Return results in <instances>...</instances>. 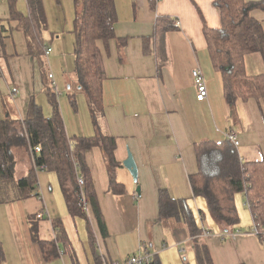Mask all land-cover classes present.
I'll use <instances>...</instances> for the list:
<instances>
[{
  "label": "crops",
  "instance_id": "1",
  "mask_svg": "<svg viewBox=\"0 0 264 264\" xmlns=\"http://www.w3.org/2000/svg\"><path fill=\"white\" fill-rule=\"evenodd\" d=\"M42 1L47 21L42 38L51 46V53L45 57L44 78L36 60L28 55L21 24L7 21L8 6L0 3V25L16 28L5 32L10 35L5 40L8 59H0V120H24L31 96L48 117L45 94L49 87L67 137H93L100 132L115 138V159L120 166L114 171V180L125 192L114 195L109 191L107 165L100 149L86 153L85 162L107 232L103 237L91 211L86 213L93 236L91 245L84 218L71 217L67 212L55 174L39 171L37 197L0 205V264H96L95 253L101 264H125L132 256L144 253L156 264H196L192 242L182 223L158 219L159 190H166L172 200L186 202L213 264H264V246L248 234L253 220L244 195L235 197L239 215L236 229L241 234L230 239L210 217L205 201L193 197L189 185V177L197 169L194 144L222 140L228 131L237 135V152L243 162L264 161V103L248 99L228 106L222 96L221 79L208 59L202 28L220 27L215 0H115L116 40L96 42L105 74L103 113L97 128L74 72L73 0H61L59 4ZM17 10L26 16V2L17 5ZM159 17L172 18L177 28L149 41V53L145 55L143 38L152 36ZM251 17L261 23L264 31V12L254 10ZM15 39L23 46L20 53L11 50L16 47ZM244 64L249 76L264 73L259 54L247 56ZM196 68L201 70L207 89L202 102L196 100L191 77ZM13 88L18 91L15 97L11 95ZM74 92L76 112L71 110L67 97ZM128 153L137 168L136 181L123 166ZM14 155L15 170L22 176L32 166V157L22 149L14 150ZM33 216L41 217L37 219L40 241H55L52 222L60 220L70 247L58 243L56 257L45 260L30 236L28 218Z\"/></svg>",
  "mask_w": 264,
  "mask_h": 264
},
{
  "label": "trees",
  "instance_id": "2",
  "mask_svg": "<svg viewBox=\"0 0 264 264\" xmlns=\"http://www.w3.org/2000/svg\"><path fill=\"white\" fill-rule=\"evenodd\" d=\"M59 4L61 0H53ZM18 0H7L9 19L21 24L28 41V55L36 60L41 77L44 78L46 58L44 49L48 48L42 38L47 21L42 0H25L27 15L23 16L16 7ZM75 15L72 23L74 72L79 91L85 96L93 126H99L103 113V82L105 74L102 57L96 42L115 41L114 25L117 22L115 0H73ZM213 6L219 11L220 27L210 29L203 26L202 34L206 42L209 62L221 79L222 96L228 106L255 100L264 103V73L249 76L245 70V58L259 54L264 63V31L261 23L251 17V12H264V0L246 2L245 0H215ZM39 24V25H38ZM170 17L156 19L153 34L143 38V53H149V41L176 29ZM16 28L0 25V59L7 60L5 32ZM46 97L51 108L45 117L36 104L34 96L28 103L24 120H0V205L27 200L38 196L36 170L44 166V172L54 173L71 217L85 220L88 238L93 245V236L83 211L82 199L89 206L103 237L106 227L99 209L94 183L85 162V155L93 148H99L107 165L109 191L114 195L123 194L124 188L114 180V171L120 165L115 159V138L107 133L93 137H74L66 135L64 123L55 95L48 87ZM70 106L76 112L75 93L67 94ZM39 147L33 156L32 166L22 176L15 170L14 150L28 151ZM196 173L189 177V185L195 198L205 201L212 220L226 234L237 231L239 215L235 204L236 195L245 197L253 224L258 227V240L264 238V161L243 162L237 149L229 142L217 146L212 141H202L193 146ZM83 178L82 191L77 186V177ZM92 200V201H91ZM94 203V204H93ZM158 219L176 220L182 223L192 242L197 264H213L209 249L202 240V231L197 227L192 212L184 200H172L166 190L157 194ZM93 208V209H92ZM96 210V211H95ZM94 212V213H93ZM96 216V217H95ZM29 217L30 236L37 243L45 260L57 255V244L69 248L66 232L60 220L52 222L54 242L40 241L38 220ZM101 223V224H100ZM250 233V232H249ZM248 233V234H249ZM59 238V239H58ZM94 251V248H93ZM3 250L0 245V262ZM154 261V259H153ZM96 264H101L95 253ZM156 264V262H154Z\"/></svg>",
  "mask_w": 264,
  "mask_h": 264
},
{
  "label": "built area",
  "instance_id": "3",
  "mask_svg": "<svg viewBox=\"0 0 264 264\" xmlns=\"http://www.w3.org/2000/svg\"><path fill=\"white\" fill-rule=\"evenodd\" d=\"M0 3H7V0H0ZM51 53V48H46L44 49V56L47 57L49 54ZM52 75L49 76V78L51 79ZM191 77L193 80V85L195 87L196 90V100L198 102H202L206 99L207 97V89H206V85H205V81H204V77L203 74L201 72V70L199 68H196L194 70L191 71ZM55 87V83L52 82L51 84V88ZM18 91L17 89L13 88L11 90V95L13 97H15L17 95ZM224 142H229L231 143L236 149L239 146V140L237 138V135L234 134L233 132H226L224 134V137L222 140L219 141H215V144L217 146L222 145ZM40 149L39 147L34 148V150H31V159H32V163H33V156L37 155L39 153ZM38 172L39 171H44L45 167L44 166H40L36 169ZM77 186L79 188L80 191H82V187H83V178L81 175H79L77 177ZM82 193H81V202L83 204V211L85 213L90 212V208L89 206L85 203V201L82 199ZM37 218H41L40 216H37ZM241 232L240 231H236L234 233L231 234H226L225 236H228L230 239H234L235 236L240 235ZM250 235L258 238V235L260 234V231L258 229V227H256L254 224L252 226V229L249 233ZM204 237H208V234H204ZM222 236V235H221ZM261 244L264 246V238L262 239ZM193 247V246H192ZM145 250V249H144ZM182 253H184V250H181ZM125 264H154L153 258L148 254V253H144L141 255H135L132 256L131 258H129Z\"/></svg>",
  "mask_w": 264,
  "mask_h": 264
},
{
  "label": "rangeland",
  "instance_id": "4",
  "mask_svg": "<svg viewBox=\"0 0 264 264\" xmlns=\"http://www.w3.org/2000/svg\"><path fill=\"white\" fill-rule=\"evenodd\" d=\"M53 1V0H52ZM24 2H25V0H18V2H17V4H16V7H17V5H23L24 6ZM54 2V1H53ZM15 48H11V50L14 52V51H17L18 53H20V52H22L23 51V46H21V43L20 42H17L16 41V39H15ZM45 44L47 45V46H50L49 45V41H46L45 42ZM51 47V46H50ZM54 89V88H53ZM59 97V96H58ZM56 98V97H55ZM57 101V100H56ZM45 105H46V111H48V114L50 115V112H51V108H50V106H49V103H48V100H47V97H46V94H45ZM70 108H71V110L73 111V112H75L73 109H72V107L70 106ZM59 111H60V109H59ZM60 113H61V111H60ZM61 117H62V115H61ZM63 118V117H62ZM63 120V119H62ZM28 155H29V157H31V153H30V151H28ZM197 264V263H196Z\"/></svg>",
  "mask_w": 264,
  "mask_h": 264
},
{
  "label": "water",
  "instance_id": "5",
  "mask_svg": "<svg viewBox=\"0 0 264 264\" xmlns=\"http://www.w3.org/2000/svg\"><path fill=\"white\" fill-rule=\"evenodd\" d=\"M123 166L129 171L130 175L132 176L133 180H137V168L135 166V162L128 153L127 159L123 162ZM136 192L139 193V188L136 189Z\"/></svg>",
  "mask_w": 264,
  "mask_h": 264
},
{
  "label": "bare ground",
  "instance_id": "6",
  "mask_svg": "<svg viewBox=\"0 0 264 264\" xmlns=\"http://www.w3.org/2000/svg\"><path fill=\"white\" fill-rule=\"evenodd\" d=\"M39 25V24H38ZM104 43V42H103ZM118 45V44H117ZM116 46V45H115ZM200 52V51H199ZM118 57V56H117ZM117 57H116V59H117ZM203 57V56H202ZM205 61V60H204ZM142 64V63H141ZM144 68V67H143ZM161 72H163V71H161ZM209 77V76H208ZM127 80V79H126ZM222 88V87H221ZM218 92H219V90H218ZM75 93V92H74ZM261 109V108H260ZM109 192V191H108ZM107 192V193H108ZM112 198V197H111ZM92 201V200H91ZM110 202V201H109ZM94 204V203H93ZM30 209V208H29ZM93 209V208H92ZM96 211V210H95ZM31 213V212H30ZM94 213V212H93ZM14 215V214H13ZM29 215V214H28ZM96 217V216H95ZM120 217V216H119ZM119 217H117V218H119ZM44 220V219H43ZM157 223V222H156ZM101 224V223H100ZM96 228H98V227H96ZM222 228V227H221ZM164 237V236H163ZM59 239V238H58ZM251 241V240H250ZM231 242V241H230ZM232 243V242H231ZM251 244H253L252 242H251ZM248 246V245H247ZM142 248V247H141ZM251 248V247H250ZM249 248V249H250ZM255 248V247H254ZM147 249H149V248H147ZM251 250V249H250ZM62 252V251H61ZM215 260V259H214ZM232 264H234V263H232Z\"/></svg>",
  "mask_w": 264,
  "mask_h": 264
}]
</instances>
